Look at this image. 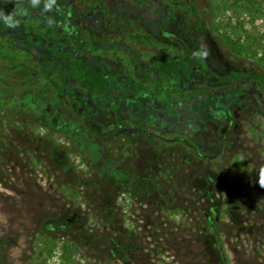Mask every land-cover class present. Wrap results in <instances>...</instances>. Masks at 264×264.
Masks as SVG:
<instances>
[{
	"label": "rangeland",
	"instance_id": "obj_1",
	"mask_svg": "<svg viewBox=\"0 0 264 264\" xmlns=\"http://www.w3.org/2000/svg\"><path fill=\"white\" fill-rule=\"evenodd\" d=\"M152 2L172 11L163 28L184 37L200 65L162 81L159 96L135 97L149 119L137 118L135 102L85 97L69 86L74 80L52 43L44 56L32 53L40 36L0 23V264H264V115L234 105L236 128L212 149L191 146L159 120L190 95L255 89L249 80L217 84L205 74L221 65L264 74V40L257 57L238 55L228 45L233 37L216 29L222 20L248 32L242 43L259 36L264 0ZM21 9L35 8L29 0H0V11ZM29 20L45 31L40 19ZM130 49L143 71L134 78L144 84L155 82L152 59L187 61L178 45L153 36ZM65 249L73 253L67 263Z\"/></svg>",
	"mask_w": 264,
	"mask_h": 264
},
{
	"label": "flooded vegetation",
	"instance_id": "obj_2",
	"mask_svg": "<svg viewBox=\"0 0 264 264\" xmlns=\"http://www.w3.org/2000/svg\"><path fill=\"white\" fill-rule=\"evenodd\" d=\"M59 4L61 5L56 4L51 10H44L43 4H41L29 13L22 9L19 11L6 10L5 12L18 14L21 29V19H25L24 16H27L26 30H31L30 39H33L35 35L42 38L41 44L31 46L32 53L36 52V54L44 56L46 54L45 51L52 43L56 47V49L54 48V53L62 52L68 56H74L85 68H96L104 73L110 78V82L115 85V90L119 95L115 98H110L107 94L102 96L90 95L86 93L78 82L72 83L69 79L68 84L70 87L84 92L85 97L105 96L110 100L111 104H114L116 99H120L119 101L126 104L130 103V101L135 102L137 103L136 107H138L137 111H135L137 118L149 119L148 115L145 114V110H143L146 108L144 102L141 98L135 97L142 92L151 93L148 90H139L136 94H130L131 87L127 83L128 79L143 76V71L140 69L137 59L131 54V42L144 43L146 37L153 36L158 41L165 39L178 45L185 54L196 55L187 47L183 36L182 39L175 33V30H165L163 28V19L169 17L172 11H157L156 2L154 3L152 0H61ZM20 13H22L21 16ZM31 17L38 18L41 22H44L45 31L37 29L35 24L29 20ZM170 18L172 19V17ZM50 20L51 25L49 24ZM50 34H58V38L53 37L51 42H46L45 40L49 38ZM177 38L184 42L185 47L175 40ZM64 46H67L66 53L62 51ZM169 57L176 58L161 55L148 63V71L154 81L155 76L151 66L156 61ZM56 58L59 59L57 56ZM59 60L63 63V71L69 76L65 63L62 59ZM108 62L110 65L107 64ZM226 67L233 69L230 66L221 65L209 72L218 73L222 68ZM131 72H134L133 77ZM82 74L83 69L77 73L79 77H82ZM209 77H212V81L217 84H231L234 81H238H218L211 75ZM134 79L137 80V78ZM246 80L248 79H241L240 81ZM252 82L255 83V81ZM124 88L127 89V93L123 90ZM254 90L262 89L255 83ZM254 90L244 93L233 89L225 92L224 95L215 93L198 94L197 96L190 95L186 102H175L173 112L163 111V115L158 114V116L160 115L159 120L163 122V125L166 124V126L171 128L173 132L185 133V138L178 137V139L183 138L193 147L203 146L206 149H212L213 146L218 145L223 140L227 132H232L236 128L235 120L237 114H232V109L233 107L235 108L234 105L245 104L264 115V110L260 108L258 102V98L262 94L259 91L258 96H256ZM128 94L132 96H128ZM247 99L249 100L248 103L245 102ZM91 102L93 103L94 101ZM217 106L220 107V110L216 109ZM234 112H237L236 108ZM150 119L152 124H154L157 118ZM191 138L195 140L194 144L190 142L189 139Z\"/></svg>",
	"mask_w": 264,
	"mask_h": 264
},
{
	"label": "trees",
	"instance_id": "obj_3",
	"mask_svg": "<svg viewBox=\"0 0 264 264\" xmlns=\"http://www.w3.org/2000/svg\"><path fill=\"white\" fill-rule=\"evenodd\" d=\"M259 4V3H258ZM259 13L260 15H264V6L259 4ZM189 11L195 17V24L199 30L203 31L204 27L202 25L201 19L196 11L195 6L189 5ZM4 13H13V12H4ZM22 13H20V16ZM22 29H27V20L21 19ZM230 22L224 23L222 20L217 21L216 29L219 31L221 36L224 39H228L229 37H233L231 41H228V45L230 50L233 53L238 55H244L248 57H257L256 48L258 47L260 41L264 40V32L259 36L251 37L246 43H242V35L243 32L246 34L247 31H238L235 28L230 27ZM247 37H250L247 34ZM55 55L62 59L65 63L66 68L68 69L69 76L74 80L73 82H78L86 91V93L90 95L102 96L107 94L110 98H115L119 94L115 90V85L110 82V78L107 77L104 73L97 70L96 68H85L79 62V60L74 56H68L62 52H55ZM187 56V60L184 59H176V58H164L156 61L152 66L151 70L155 76V82L152 85L140 83L134 78L128 79L127 83L131 87L130 94H136L139 90H148L153 95H161L163 93V89L160 87V83L165 79L171 77L175 71H180L184 76H189L191 74V68L193 64L200 65V60L196 57V55H191L189 53L185 54ZM260 62L264 63V58H258ZM15 67V66H13ZM83 69L82 77L77 75L78 71ZM207 75H211L214 79L218 81H233V80H241L248 79L249 81H255L256 85L261 89L264 88V74L259 72H251L248 70H233L228 67L222 68L220 72H209ZM51 78V75H48ZM57 85L60 86L58 80H55ZM66 243V242H65ZM70 249V248H68ZM68 249H65V253L67 257L66 260H73V253ZM226 257V254H225Z\"/></svg>",
	"mask_w": 264,
	"mask_h": 264
},
{
	"label": "clouds",
	"instance_id": "obj_4",
	"mask_svg": "<svg viewBox=\"0 0 264 264\" xmlns=\"http://www.w3.org/2000/svg\"><path fill=\"white\" fill-rule=\"evenodd\" d=\"M32 8H38L43 4L44 10H51L55 7L57 0H30ZM0 23H3L8 28H16L19 26V16L17 13H4L0 11ZM51 25V20L49 21ZM264 187V185H260Z\"/></svg>",
	"mask_w": 264,
	"mask_h": 264
},
{
	"label": "water",
	"instance_id": "obj_5",
	"mask_svg": "<svg viewBox=\"0 0 264 264\" xmlns=\"http://www.w3.org/2000/svg\"><path fill=\"white\" fill-rule=\"evenodd\" d=\"M177 42H179L183 47H185V44H184V42L181 40V39H175Z\"/></svg>",
	"mask_w": 264,
	"mask_h": 264
}]
</instances>
